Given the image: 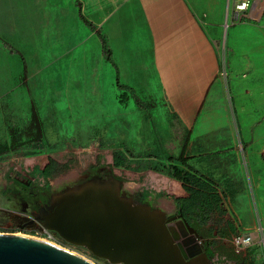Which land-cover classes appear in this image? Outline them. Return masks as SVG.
I'll return each instance as SVG.
<instances>
[{"label":"rangeland","instance_id":"374dc122","mask_svg":"<svg viewBox=\"0 0 264 264\" xmlns=\"http://www.w3.org/2000/svg\"><path fill=\"white\" fill-rule=\"evenodd\" d=\"M233 3L231 0L227 5L228 27L219 49L228 60H239L238 34L245 31L247 51H253L247 58L249 64L254 63L256 49H260L256 37L261 30L264 54V0H250L243 11H236ZM79 5L81 11L80 0H0V137L9 140L13 128L32 133L28 136L26 132L25 145L0 156V232L46 240L96 264H123L94 253L86 242L64 238L49 226L60 204L89 183L108 180L114 183L108 190L114 189L124 209H139L164 222L180 218L201 245L204 264H234L226 255L234 252L231 236L209 247L171 198L149 197L142 181L157 179V183H163L162 176L112 165V152L119 142L138 145L134 157L140 158L148 152L145 146L155 140H162L158 143L162 146L168 137L167 129H161L158 123L151 127L147 124L149 114L139 111L133 97L146 103L152 113L155 106L165 107L167 102L165 94L160 96L155 91L160 86L142 85L131 86L128 103H119L122 89L115 85L111 66L110 12L103 14L102 21H94L86 8L79 13ZM99 34L109 48V61ZM217 87L220 91L221 86ZM223 88L225 96L217 97L225 98L233 112L228 125L218 126L209 136L220 150L226 148L241 160L229 168L230 175L240 183L241 193L240 202H233L229 211L222 208L225 213H219L222 217L216 219L235 218L237 228L232 234L249 233L252 242L234 253H250L252 264H264V76L250 68ZM33 125L41 132L42 148L29 144L33 141L29 139L34 134ZM101 138L107 143L103 148L99 146ZM208 151L213 150L195 145L192 149L193 154ZM48 157L61 164L60 171L36 183H43L36 192L18 191V183L29 186V182H37L32 167ZM195 159L190 157L188 162L197 170L208 160Z\"/></svg>","mask_w":264,"mask_h":264},{"label":"crops","instance_id":"0c3cea01","mask_svg":"<svg viewBox=\"0 0 264 264\" xmlns=\"http://www.w3.org/2000/svg\"><path fill=\"white\" fill-rule=\"evenodd\" d=\"M229 2L231 0H80L82 10L87 9L91 20L102 21L103 14L110 12L111 66L115 85L124 86L126 89L123 88L122 91L126 90L128 96L133 91L131 86L142 85L160 86V89L155 91L160 96L165 94L166 106H155L153 113L146 103H143L144 108L137 106L139 111L148 113L151 117L147 119L150 127L158 123L162 126L161 129H167L165 144L159 146L158 143L162 144L163 141L155 140L151 145H147L146 141L145 150L148 152H143V157L140 158L134 157L138 145L135 146L131 141L118 144H122V147L126 145L128 149L127 159L131 168L124 169L134 173L144 170L149 175L150 172L155 173L152 174L154 177H163L161 178L164 184L162 181V184L157 183V179L142 181L141 185L147 190L149 197H156L157 200L169 197L175 202L174 197L186 195L181 183L168 172L171 164L179 163L177 158L183 146L188 164L190 157L196 158V161L208 158L207 162L202 164L201 170H198L200 173L211 172L215 176H224L240 187L238 180L230 175L229 168L241 160L232 152L230 154L225 151L226 148L220 150L218 145L210 141L209 133L218 126L228 125L230 114L233 112L232 106L228 105L225 98L217 97V94L225 96L223 86L229 81L233 83L235 76L247 74L250 68H255L256 72L259 71L264 76L263 30L259 31L260 36L256 37V46L259 45L260 49H256L254 63L249 64L247 58V53L253 51H247L248 36L245 31L238 34L241 39L239 60H228L226 54L221 53L218 44L220 38L223 40L228 27ZM81 11L79 5V13ZM171 86L173 88H170ZM217 86H221L220 91ZM133 99L134 104L135 101H141L137 97ZM143 124L147 125L145 122ZM200 139L209 141L201 142ZM118 145L114 149L118 148ZM194 145L213 151L193 154ZM209 155H213V158ZM209 163L211 164L207 165ZM160 164L164 165L163 171L153 169ZM135 166L140 168L133 169ZM240 193L241 191L235 195L233 201L223 199L221 208L215 211L214 219L206 225V228L212 230V236L206 237L199 233L209 247L212 241L216 244L218 240L224 241L228 236H231L232 243V233L237 228L235 218H216L222 217L219 213H225L222 208L225 207L229 211L233 202H240ZM160 201L162 204V200ZM231 227L233 231H230ZM221 228L227 230V233L221 235ZM232 246L234 252L238 253L239 250H236L233 243ZM234 252L229 253L231 262L252 264L250 253Z\"/></svg>","mask_w":264,"mask_h":264},{"label":"water","instance_id":"95a60500","mask_svg":"<svg viewBox=\"0 0 264 264\" xmlns=\"http://www.w3.org/2000/svg\"><path fill=\"white\" fill-rule=\"evenodd\" d=\"M89 183L51 216L49 226L64 238L86 242L94 253L123 264H204L205 253L187 225L166 222L125 205L108 188ZM0 264H96L52 242L0 232Z\"/></svg>","mask_w":264,"mask_h":264},{"label":"trees","instance_id":"16d2710c","mask_svg":"<svg viewBox=\"0 0 264 264\" xmlns=\"http://www.w3.org/2000/svg\"><path fill=\"white\" fill-rule=\"evenodd\" d=\"M100 36V34H99ZM101 37L102 47L105 53V57L109 60L110 51L106 46L105 40ZM120 90L126 89L124 86L117 84L116 85ZM119 102L122 105H126L129 99V96L126 93V90L120 92ZM135 104L144 108V104L138 101H135ZM34 119V118H33ZM34 128V125H33ZM34 134L29 137L33 141L29 142L34 148H42L43 144L41 141V132L36 127L34 128ZM28 132L30 136L31 130ZM24 131L17 130L13 128L10 133L9 140H6L4 137H0V156L7 150H13L18 147H21L26 144V137ZM24 138V139H23ZM185 144V143H184ZM107 143L101 138L99 146L105 147ZM118 148H115L112 153V165L116 168H126L130 169L131 165L127 159L128 149L125 146L122 147V144L118 145ZM31 147V146H30ZM185 146H183L182 152L179 154L177 161L179 163H173L169 166L168 172L170 175L181 183L182 189L186 192L185 196H176L174 197L177 207L180 209V212L183 218L192 226H194L200 234L206 237L212 236L213 232L211 229L206 228V225L214 219L215 211L221 208L223 199L225 200H234L235 195L241 190V188L232 180L225 178L224 176H215L211 172L200 173L192 165L187 163V156H185ZM44 163L39 162L32 167V176L33 179L37 182H29V186L26 184L18 183V191H21L23 194H28L30 191H38V185L43 186V183L39 181L45 180L47 177L53 175L55 172L60 171L61 164L52 158H42ZM172 160V157H170ZM173 161V160H172ZM148 167V166H147ZM140 167L135 166L133 169L138 170ZM149 168V167H148ZM153 169L158 171L164 170V165H157ZM33 186L31 187V184ZM35 184V185H34ZM31 187V188H30ZM48 190L46 187L45 191ZM46 193V192H45ZM230 231H233V228H230ZM219 233L224 235L227 233L225 229H219ZM215 241L211 242L210 246H214ZM211 252V250H209ZM227 253L226 251H222ZM229 257V253L226 254Z\"/></svg>","mask_w":264,"mask_h":264},{"label":"built area","instance_id":"2783aa9c","mask_svg":"<svg viewBox=\"0 0 264 264\" xmlns=\"http://www.w3.org/2000/svg\"><path fill=\"white\" fill-rule=\"evenodd\" d=\"M250 0H235V10H245L249 6ZM252 242V236L249 233H236L232 236V243L236 250L250 245Z\"/></svg>","mask_w":264,"mask_h":264},{"label":"flooded vegetation","instance_id":"af4514ba","mask_svg":"<svg viewBox=\"0 0 264 264\" xmlns=\"http://www.w3.org/2000/svg\"><path fill=\"white\" fill-rule=\"evenodd\" d=\"M178 219H180V218H175V219H172V220H171L172 223H173V225H174L175 221L178 220Z\"/></svg>","mask_w":264,"mask_h":264},{"label":"bare ground","instance_id":"6f19581e","mask_svg":"<svg viewBox=\"0 0 264 264\" xmlns=\"http://www.w3.org/2000/svg\"><path fill=\"white\" fill-rule=\"evenodd\" d=\"M189 235H191V233H189Z\"/></svg>","mask_w":264,"mask_h":264}]
</instances>
